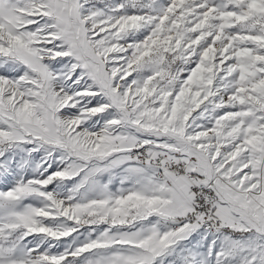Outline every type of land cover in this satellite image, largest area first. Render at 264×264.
Masks as SVG:
<instances>
[{
	"label": "snow or ice",
	"instance_id": "6c2138e0",
	"mask_svg": "<svg viewBox=\"0 0 264 264\" xmlns=\"http://www.w3.org/2000/svg\"><path fill=\"white\" fill-rule=\"evenodd\" d=\"M0 264H264V0H0Z\"/></svg>",
	"mask_w": 264,
	"mask_h": 264
}]
</instances>
